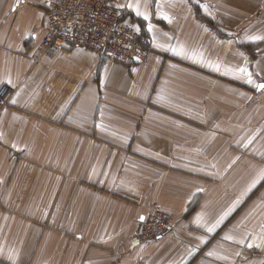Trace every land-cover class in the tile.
Masks as SVG:
<instances>
[{"label":"crops","instance_id":"1","mask_svg":"<svg viewBox=\"0 0 264 264\" xmlns=\"http://www.w3.org/2000/svg\"><path fill=\"white\" fill-rule=\"evenodd\" d=\"M47 1L0 0V264H264V0H111L133 66L34 62Z\"/></svg>","mask_w":264,"mask_h":264},{"label":"built area","instance_id":"2","mask_svg":"<svg viewBox=\"0 0 264 264\" xmlns=\"http://www.w3.org/2000/svg\"><path fill=\"white\" fill-rule=\"evenodd\" d=\"M45 30L34 62L58 52L83 49L126 66L143 64L148 57L149 39L131 24L122 21V12L110 0H48ZM12 88L0 87V113ZM172 216L154 209L139 223L138 242H155L167 234Z\"/></svg>","mask_w":264,"mask_h":264},{"label":"snow or ice","instance_id":"3","mask_svg":"<svg viewBox=\"0 0 264 264\" xmlns=\"http://www.w3.org/2000/svg\"><path fill=\"white\" fill-rule=\"evenodd\" d=\"M138 14H139V13H138ZM145 19H147V17H145ZM252 39H253V40H257V39H259V37H253ZM173 51L175 52V50H173ZM177 54H179V53H177ZM240 71H241V72H246L245 69H240ZM248 82L251 83V82H252L251 79H249ZM261 89H264V83H261V84L257 85V90H261ZM140 219L143 220L144 217H141ZM209 231H211V229H209ZM225 238H226V239H229V237H225ZM210 254H211V253H210Z\"/></svg>","mask_w":264,"mask_h":264},{"label":"rangeland","instance_id":"4","mask_svg":"<svg viewBox=\"0 0 264 264\" xmlns=\"http://www.w3.org/2000/svg\"><path fill=\"white\" fill-rule=\"evenodd\" d=\"M149 39V38H148ZM149 52H150V39H149V51H148V55H149Z\"/></svg>","mask_w":264,"mask_h":264},{"label":"trees","instance_id":"5","mask_svg":"<svg viewBox=\"0 0 264 264\" xmlns=\"http://www.w3.org/2000/svg\"><path fill=\"white\" fill-rule=\"evenodd\" d=\"M110 3H111V0H110Z\"/></svg>","mask_w":264,"mask_h":264}]
</instances>
